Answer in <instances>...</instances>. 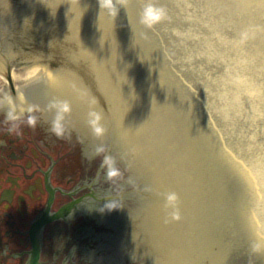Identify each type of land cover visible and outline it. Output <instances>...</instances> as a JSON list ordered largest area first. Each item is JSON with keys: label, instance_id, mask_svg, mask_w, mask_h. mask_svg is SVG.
<instances>
[{"label": "rangeland", "instance_id": "1", "mask_svg": "<svg viewBox=\"0 0 264 264\" xmlns=\"http://www.w3.org/2000/svg\"><path fill=\"white\" fill-rule=\"evenodd\" d=\"M114 3L0 0V19L56 54L85 39L106 56L127 122L182 195L166 213L183 264H264V0H157L168 18L150 29L145 0Z\"/></svg>", "mask_w": 264, "mask_h": 264}, {"label": "flooded vegetation", "instance_id": "2", "mask_svg": "<svg viewBox=\"0 0 264 264\" xmlns=\"http://www.w3.org/2000/svg\"><path fill=\"white\" fill-rule=\"evenodd\" d=\"M33 111L10 122L0 110V264H99L109 214L129 207L120 197L131 184L107 178V152L89 159L96 146L74 131L55 135Z\"/></svg>", "mask_w": 264, "mask_h": 264}, {"label": "water", "instance_id": "3", "mask_svg": "<svg viewBox=\"0 0 264 264\" xmlns=\"http://www.w3.org/2000/svg\"><path fill=\"white\" fill-rule=\"evenodd\" d=\"M1 28L6 30L15 29L0 19ZM14 33L19 35L18 32ZM23 39L26 43L39 44L28 36ZM3 48L7 55H11L12 50L9 46H4ZM14 51L16 52L11 56L20 57L21 60L32 64L37 62V58L40 55L46 57L49 61L53 59L52 55L40 53L39 50L26 52L24 49L14 47ZM2 70L3 64L0 61V71ZM50 71L51 74L49 76L38 74L21 81L26 83L24 88L28 89L27 91L24 89L23 92L28 93V95L30 92H34L39 95L30 94L28 96L23 95L22 92V94L18 95H23L26 100L36 98L33 103H38L41 109L37 111V108L33 107V112L47 121V123H50L52 119V113L47 107L49 102L54 98L68 101L71 110L65 121L66 128L73 127L77 131L86 130L85 132L90 138L87 137V140L91 144L102 145L105 150L108 147H112L109 149L110 156L118 158L123 167L125 169L128 168V170H122L121 178H126L128 174L131 177L133 175L130 188H133L134 209L130 212L120 209L114 211L117 216L110 223L115 226L116 235L112 229L114 236L111 239V246L107 249V253L111 255L109 260H104V263L122 264L126 261L133 263L138 261L140 264H170L169 240L159 198L140 161L115 125L75 75L62 62H60L57 70ZM90 108H94L103 114V124L106 131L100 138L95 137L87 125V113ZM121 163L119 164L120 166Z\"/></svg>", "mask_w": 264, "mask_h": 264}, {"label": "bare ground", "instance_id": "4", "mask_svg": "<svg viewBox=\"0 0 264 264\" xmlns=\"http://www.w3.org/2000/svg\"><path fill=\"white\" fill-rule=\"evenodd\" d=\"M95 36V34H94ZM93 36V37H94ZM88 39V38H86ZM85 45L79 48L80 52H77L79 55L77 57L69 55L68 60L61 61L79 80L111 122L115 125L119 133L122 135L126 143L133 150L134 154L139 157L140 163L146 165L149 170L148 178L151 181H154V188L157 185H160V191L157 193L162 215L166 227V232L168 236L169 243V254H170V263L183 264L181 254H179L178 248L181 247L180 242L173 233H170L169 229L172 227V222L168 220V215L166 213V201L165 194L167 193H176L173 191L172 187H168L167 175L162 172V166L159 164L164 157L163 155H156L151 147V142L143 138V134L135 127L131 126L127 122L125 117L126 106L119 98V91H117L118 82L122 83V79H118V73L113 71H108L105 62L106 56H103L102 53L93 47L88 46L87 40L84 39ZM83 57H86L83 59ZM85 62V63H83ZM73 70V71H72ZM44 75L49 76L51 71L45 65H40L33 63L29 67L25 68L22 73L12 72L11 76L15 81H24L35 75ZM129 83V82H126ZM131 85V84H130ZM21 93V90L18 94ZM137 132H136V131ZM162 141L156 142L154 147L158 154H162ZM144 160V161H143ZM147 171V170H146ZM158 190V187H157ZM181 197L179 194L180 210L182 209ZM186 197L183 200V205H186Z\"/></svg>", "mask_w": 264, "mask_h": 264}, {"label": "clouds", "instance_id": "5", "mask_svg": "<svg viewBox=\"0 0 264 264\" xmlns=\"http://www.w3.org/2000/svg\"><path fill=\"white\" fill-rule=\"evenodd\" d=\"M108 7H115L114 0H105ZM168 18V12L165 6L157 3V0H145L144 6L140 13V23L146 28H153ZM48 110L52 113L50 122V131L57 136H63L66 131L65 121L67 115L70 113L71 106L68 101L52 99L48 104ZM33 106L27 102L23 95H13L12 93L5 92L0 94V110L5 113L6 120L10 122H17L21 120L26 112L32 111ZM103 114L94 108H90L87 113V125L92 134L100 138L104 135L106 129L103 124ZM30 123H35V118L29 119ZM105 152L102 145L95 148L94 154L88 155L92 159L94 155ZM103 167L106 169L107 178L111 179L119 175V169L116 167L114 157L105 155L102 161ZM177 195L175 193L165 194L166 206H175ZM105 204L107 210L120 208L117 206H108L110 201ZM103 211V209H101ZM175 214V213H174Z\"/></svg>", "mask_w": 264, "mask_h": 264}]
</instances>
